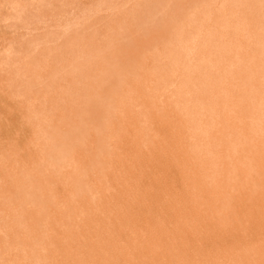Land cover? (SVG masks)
<instances>
[{
  "label": "bare ground",
  "instance_id": "1",
  "mask_svg": "<svg viewBox=\"0 0 264 264\" xmlns=\"http://www.w3.org/2000/svg\"><path fill=\"white\" fill-rule=\"evenodd\" d=\"M0 264H264V0H0Z\"/></svg>",
  "mask_w": 264,
  "mask_h": 264
},
{
  "label": "rangeland",
  "instance_id": "2",
  "mask_svg": "<svg viewBox=\"0 0 264 264\" xmlns=\"http://www.w3.org/2000/svg\"><path fill=\"white\" fill-rule=\"evenodd\" d=\"M141 1L145 2L146 0H141ZM160 1H162V0H160ZM146 12H147L146 9L139 8V9L133 11L132 13H129V16H132V18L133 17H135V18H137V17L143 18V17L148 16V14Z\"/></svg>",
  "mask_w": 264,
  "mask_h": 264
}]
</instances>
